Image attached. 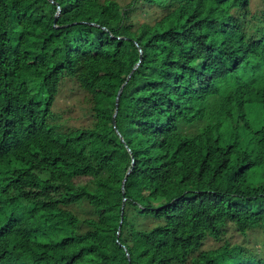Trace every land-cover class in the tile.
<instances>
[{
  "label": "trees",
  "instance_id": "obj_1",
  "mask_svg": "<svg viewBox=\"0 0 264 264\" xmlns=\"http://www.w3.org/2000/svg\"><path fill=\"white\" fill-rule=\"evenodd\" d=\"M252 1L0 0V264H264L231 236L264 233ZM65 77L93 124L59 133Z\"/></svg>",
  "mask_w": 264,
  "mask_h": 264
},
{
  "label": "rangeland",
  "instance_id": "obj_2",
  "mask_svg": "<svg viewBox=\"0 0 264 264\" xmlns=\"http://www.w3.org/2000/svg\"><path fill=\"white\" fill-rule=\"evenodd\" d=\"M259 7H261V0H253L252 9L256 10ZM162 9V7H155V9H153V6L145 2L139 3L131 10L130 21L134 28H137L144 22L154 23L156 18H160L164 14L165 11ZM30 90L32 93H35L37 90L35 84L30 83ZM53 111L54 115L52 119L57 125L55 126V130L59 133L90 127L93 124V118L85 92L73 79L68 77H65L61 84L60 91L54 102ZM255 115L256 113L252 112L250 117L253 118ZM39 173L46 176V173L43 171H39ZM68 208L81 220L93 215L92 209L87 204H73ZM83 227H85V225H83ZM231 236L235 241L241 239L243 243L250 246V248L258 254L263 251L264 255V233L261 230L249 231L248 235L245 237L239 236L237 233ZM216 245L218 244L213 239H210L207 241L204 248L216 247Z\"/></svg>",
  "mask_w": 264,
  "mask_h": 264
},
{
  "label": "water",
  "instance_id": "obj_3",
  "mask_svg": "<svg viewBox=\"0 0 264 264\" xmlns=\"http://www.w3.org/2000/svg\"><path fill=\"white\" fill-rule=\"evenodd\" d=\"M60 12H57V16L59 15ZM57 19V18H56ZM55 19V21H56ZM125 85V84H124ZM124 85L120 88L119 92H118V96H117V100H116V106H117V109H116V112H115V115L117 114V111H118V105H119V100H120V95L124 89ZM130 173V171L127 172V175L124 179V182H123V191L125 190V181L127 180L128 178V174Z\"/></svg>",
  "mask_w": 264,
  "mask_h": 264
},
{
  "label": "bare ground",
  "instance_id": "obj_4",
  "mask_svg": "<svg viewBox=\"0 0 264 264\" xmlns=\"http://www.w3.org/2000/svg\"><path fill=\"white\" fill-rule=\"evenodd\" d=\"M163 188V187H162Z\"/></svg>",
  "mask_w": 264,
  "mask_h": 264
}]
</instances>
